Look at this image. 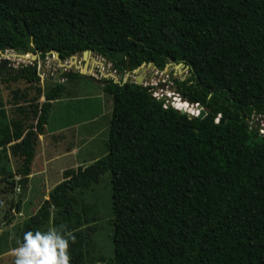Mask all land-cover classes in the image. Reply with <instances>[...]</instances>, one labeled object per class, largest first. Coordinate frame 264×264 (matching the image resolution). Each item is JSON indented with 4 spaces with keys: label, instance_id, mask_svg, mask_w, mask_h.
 Listing matches in <instances>:
<instances>
[{
    "label": "trees",
    "instance_id": "obj_1",
    "mask_svg": "<svg viewBox=\"0 0 264 264\" xmlns=\"http://www.w3.org/2000/svg\"><path fill=\"white\" fill-rule=\"evenodd\" d=\"M11 48L61 61L90 51L117 74L183 64L173 105L195 114L190 101L206 113L190 118L147 87L108 82L107 153L64 173L22 223L19 244L69 193L109 173L112 264H264V136L251 126L264 117V0H0V51ZM35 71L1 72L2 82L33 83ZM73 77L81 76L64 74ZM63 90L46 93L24 135L20 179L0 183L26 187L37 136Z\"/></svg>",
    "mask_w": 264,
    "mask_h": 264
},
{
    "label": "rangeland",
    "instance_id": "obj_2",
    "mask_svg": "<svg viewBox=\"0 0 264 264\" xmlns=\"http://www.w3.org/2000/svg\"><path fill=\"white\" fill-rule=\"evenodd\" d=\"M6 51L2 53L11 55L12 61L4 72L35 65L39 79L33 83H3L0 72V178L11 175L15 181L20 179L24 135L35 124L46 93L56 84L64 85L61 96L52 102L43 134L37 136L26 187L22 190L16 183L13 186L0 183V264H15L13 250L19 247L22 223L37 211L67 170L90 165L107 153L112 98L103 92L101 83L88 82L83 74L98 82L120 84L142 78V86L149 88L152 96L163 97L166 104L176 108L174 99L180 98L173 91L172 80L183 79L187 71L170 63L163 72L143 66L135 73L117 74L104 59L91 54L87 72L82 68L81 56L61 61L53 53L40 58L30 48L22 53ZM64 74L81 77L64 78ZM188 105L197 116V107ZM251 126L264 136V117L253 118ZM19 198L20 212L16 213L14 207ZM9 214L13 215L11 224L1 226L4 216ZM113 218L110 174L105 173L97 184L69 193L52 210L42 231L64 226V234L75 236L74 243L69 240L71 264H112Z\"/></svg>",
    "mask_w": 264,
    "mask_h": 264
},
{
    "label": "clouds",
    "instance_id": "obj_3",
    "mask_svg": "<svg viewBox=\"0 0 264 264\" xmlns=\"http://www.w3.org/2000/svg\"><path fill=\"white\" fill-rule=\"evenodd\" d=\"M63 229L25 232L23 242L13 250L15 264H71L69 240L74 243L75 236Z\"/></svg>",
    "mask_w": 264,
    "mask_h": 264
},
{
    "label": "water",
    "instance_id": "obj_4",
    "mask_svg": "<svg viewBox=\"0 0 264 264\" xmlns=\"http://www.w3.org/2000/svg\"><path fill=\"white\" fill-rule=\"evenodd\" d=\"M10 50H13L12 48ZM18 52L22 53V50H17ZM55 54L57 57H58V54L57 53H53ZM92 53L90 51H83L81 54H76L75 56H81L82 60H83V70H86L87 71V66H88V62H89V57ZM33 58L35 59V57L33 56ZM59 59V58H58ZM7 60L6 59H1L0 61V72H4L6 67H7ZM145 66L144 64L142 65V67ZM148 66H151V65H148ZM168 66V65H167ZM166 66V68H167ZM176 67H181L183 68V64H177ZM141 68V67H140ZM138 68L137 70L133 71L132 73H135L137 71H139ZM166 70V69H165ZM88 72V71H87ZM36 73V71H35ZM127 74L131 73L129 71L126 72ZM84 77L87 79L88 82H94V83H101L103 86H105L106 84H108V82H98L93 76L91 75H86V74H83ZM142 82H143V79L142 78H139V77H136L135 81L133 83H129V84H125V88H127V86H131L132 88L134 87H137V86H142ZM122 85V84H121ZM173 91L175 92V89H173ZM152 98H156L155 96H152ZM158 101H164V98H156ZM188 104H192V105H195L197 107V110H198V118H203L206 113L205 111L203 110L202 106L199 105V104H195V103H192L190 101H187ZM168 106L169 103H167ZM181 113H184V110H179ZM189 117L192 118L194 117L195 115L193 113H188ZM220 122H222V120H220Z\"/></svg>",
    "mask_w": 264,
    "mask_h": 264
},
{
    "label": "built area",
    "instance_id": "obj_5",
    "mask_svg": "<svg viewBox=\"0 0 264 264\" xmlns=\"http://www.w3.org/2000/svg\"><path fill=\"white\" fill-rule=\"evenodd\" d=\"M7 50V49H6ZM5 50V51H6ZM10 50V49H9ZM11 51H14V50H11ZM16 51V50H15ZM7 52V51H6ZM16 56L17 55H14V57H15V59H16ZM25 56H27V55H25ZM11 55H9V54H6V55H4L3 53H2V51H0V61H1V59H6L7 60V62H8V66H10V62L12 61L11 60ZM27 59H29V56H28V58Z\"/></svg>",
    "mask_w": 264,
    "mask_h": 264
},
{
    "label": "bare ground",
    "instance_id": "obj_6",
    "mask_svg": "<svg viewBox=\"0 0 264 264\" xmlns=\"http://www.w3.org/2000/svg\"><path fill=\"white\" fill-rule=\"evenodd\" d=\"M91 56V55H90ZM174 104V103H173ZM186 111V110H185Z\"/></svg>",
    "mask_w": 264,
    "mask_h": 264
},
{
    "label": "flooded vegetation",
    "instance_id": "obj_7",
    "mask_svg": "<svg viewBox=\"0 0 264 264\" xmlns=\"http://www.w3.org/2000/svg\"><path fill=\"white\" fill-rule=\"evenodd\" d=\"M8 66V65H7ZM7 73V72H6Z\"/></svg>",
    "mask_w": 264,
    "mask_h": 264
},
{
    "label": "crops",
    "instance_id": "obj_8",
    "mask_svg": "<svg viewBox=\"0 0 264 264\" xmlns=\"http://www.w3.org/2000/svg\"><path fill=\"white\" fill-rule=\"evenodd\" d=\"M48 124V123H47Z\"/></svg>",
    "mask_w": 264,
    "mask_h": 264
}]
</instances>
